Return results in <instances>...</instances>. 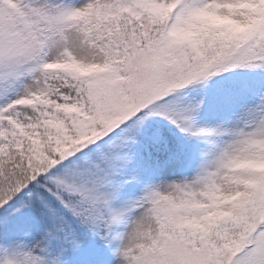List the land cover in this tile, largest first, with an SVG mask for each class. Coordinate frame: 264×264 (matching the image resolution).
Returning a JSON list of instances; mask_svg holds the SVG:
<instances>
[{
  "label": "snow or ice",
  "instance_id": "1",
  "mask_svg": "<svg viewBox=\"0 0 264 264\" xmlns=\"http://www.w3.org/2000/svg\"><path fill=\"white\" fill-rule=\"evenodd\" d=\"M0 264H264V0H0Z\"/></svg>",
  "mask_w": 264,
  "mask_h": 264
}]
</instances>
